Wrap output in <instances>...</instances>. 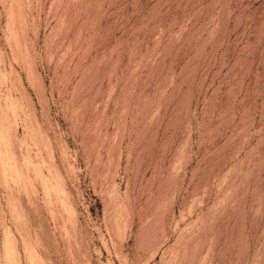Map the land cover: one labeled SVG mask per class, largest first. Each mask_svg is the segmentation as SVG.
Returning a JSON list of instances; mask_svg holds the SVG:
<instances>
[{"label": "rangeland", "instance_id": "374dc122", "mask_svg": "<svg viewBox=\"0 0 264 264\" xmlns=\"http://www.w3.org/2000/svg\"><path fill=\"white\" fill-rule=\"evenodd\" d=\"M0 264H264V0H0Z\"/></svg>", "mask_w": 264, "mask_h": 264}]
</instances>
